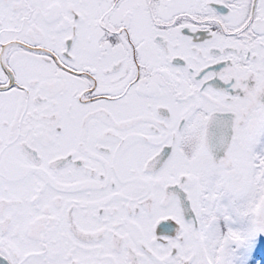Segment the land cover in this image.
<instances>
[{
    "label": "snow or ice",
    "instance_id": "1",
    "mask_svg": "<svg viewBox=\"0 0 264 264\" xmlns=\"http://www.w3.org/2000/svg\"><path fill=\"white\" fill-rule=\"evenodd\" d=\"M0 264H264V0H0Z\"/></svg>",
    "mask_w": 264,
    "mask_h": 264
}]
</instances>
